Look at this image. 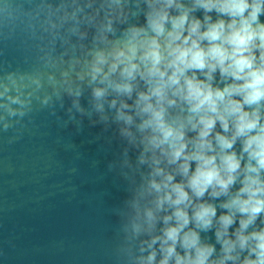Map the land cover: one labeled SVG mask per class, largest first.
Segmentation results:
<instances>
[{
  "label": "water",
  "instance_id": "water-1",
  "mask_svg": "<svg viewBox=\"0 0 264 264\" xmlns=\"http://www.w3.org/2000/svg\"><path fill=\"white\" fill-rule=\"evenodd\" d=\"M146 11L145 0H0V264H139L147 256L140 247L149 234L133 225L154 199L145 193L152 154L139 118L117 119L119 101L132 105L135 92L127 99L109 90L98 101L93 89L103 85L90 75L94 53L110 50L125 28L145 26ZM194 15L203 19V10ZM109 19L112 32L104 31ZM200 236L220 253L214 228Z\"/></svg>",
  "mask_w": 264,
  "mask_h": 264
},
{
  "label": "clouds",
  "instance_id": "clouds-1",
  "mask_svg": "<svg viewBox=\"0 0 264 264\" xmlns=\"http://www.w3.org/2000/svg\"><path fill=\"white\" fill-rule=\"evenodd\" d=\"M145 3L146 25L125 28L90 66L103 85L93 89L98 101L109 90L127 99L135 92L132 105L119 101L117 119L138 117L152 154L145 193L154 199L133 225L149 234L139 264H264V219L256 225L264 214V0ZM104 31H113L111 19ZM213 228L219 254L200 236Z\"/></svg>",
  "mask_w": 264,
  "mask_h": 264
}]
</instances>
